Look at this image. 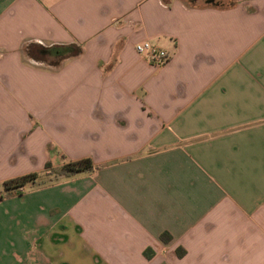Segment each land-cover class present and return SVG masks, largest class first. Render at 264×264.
I'll list each match as a JSON object with an SVG mask.
<instances>
[{"label": "crops", "instance_id": "crops-1", "mask_svg": "<svg viewBox=\"0 0 264 264\" xmlns=\"http://www.w3.org/2000/svg\"><path fill=\"white\" fill-rule=\"evenodd\" d=\"M234 1L0 0V264H264V0Z\"/></svg>", "mask_w": 264, "mask_h": 264}, {"label": "trees", "instance_id": "trees-1", "mask_svg": "<svg viewBox=\"0 0 264 264\" xmlns=\"http://www.w3.org/2000/svg\"><path fill=\"white\" fill-rule=\"evenodd\" d=\"M192 6H208L220 9H229L236 6L234 0H184ZM26 57L34 62L44 64L51 69H57L64 60L79 56L82 53V47L77 44L61 46H43L39 44H29L25 47ZM97 167L91 159H82L75 162H69L59 168H52L50 164L46 165L44 173H33L21 178L4 183V188L10 193L13 190H22L28 185H45L53 183L62 178H70L81 173H93ZM181 256V253L179 254Z\"/></svg>", "mask_w": 264, "mask_h": 264}, {"label": "built area", "instance_id": "built-area-1", "mask_svg": "<svg viewBox=\"0 0 264 264\" xmlns=\"http://www.w3.org/2000/svg\"><path fill=\"white\" fill-rule=\"evenodd\" d=\"M135 49L138 55L144 57L156 67H163L172 59L169 52L152 45L148 41L138 43Z\"/></svg>", "mask_w": 264, "mask_h": 264}, {"label": "rangeland", "instance_id": "rangeland-1", "mask_svg": "<svg viewBox=\"0 0 264 264\" xmlns=\"http://www.w3.org/2000/svg\"><path fill=\"white\" fill-rule=\"evenodd\" d=\"M22 190H19V192H21Z\"/></svg>", "mask_w": 264, "mask_h": 264}]
</instances>
